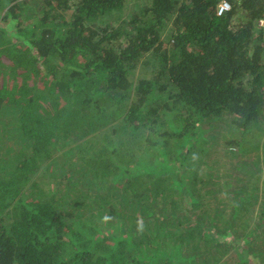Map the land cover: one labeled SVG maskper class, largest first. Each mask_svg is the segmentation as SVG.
<instances>
[{"label":"trees","instance_id":"obj_1","mask_svg":"<svg viewBox=\"0 0 264 264\" xmlns=\"http://www.w3.org/2000/svg\"><path fill=\"white\" fill-rule=\"evenodd\" d=\"M126 1L0 0V264H264V0Z\"/></svg>","mask_w":264,"mask_h":264},{"label":"rangeland","instance_id":"obj_2","mask_svg":"<svg viewBox=\"0 0 264 264\" xmlns=\"http://www.w3.org/2000/svg\"><path fill=\"white\" fill-rule=\"evenodd\" d=\"M148 0H127L125 2V5L124 7L120 10V11H115L113 12V14L110 16L109 20H110V23L112 24V26H118L120 25L119 21L124 19V18H128L133 12L137 11L140 7L143 6V4H145ZM3 13L0 14V25L4 26L6 25L8 28H12V23L11 21H7V20H4L3 19ZM117 18V19H116ZM11 31V29H10ZM6 37H12V33L10 32L9 33V36L6 35ZM146 71V70H145ZM215 130V129H213ZM218 130H217V134H218ZM215 135V133H214ZM217 144H218V141H217ZM219 146H217V149H218ZM219 153H222V154H219ZM212 154L214 155L215 154V151L212 152ZM253 160V162H255L256 166H253L252 168L248 167L250 165V160ZM249 158L247 160V162L245 163L246 165L243 166L244 168L248 167L250 169H248V171H251L253 169H257V165L259 164V166L263 169L264 171V150L263 148H259L258 150H252L250 151V155H249ZM226 159H228V157L226 156V153L224 151H217V165L218 164H222V168L217 170V174H220V172H224L225 170H227V168H224L225 166V161ZM217 165H216V169H217ZM258 170V169H257ZM41 179H44V178H41ZM212 179V178H211ZM223 183H227V182H224V180L221 178V179H217V187H219V191L217 192V206H221V208H218L217 209V212H223L226 208H224V203L225 202H222L224 201V196H225V190H226V186L222 187V184ZM214 184V185H216ZM221 189V190H220ZM216 199H213L212 201H214ZM102 208H96V210H101ZM256 212V210H255ZM113 220V219H111ZM104 225H108V222L104 223ZM226 238H231V236H228ZM257 261V258H255Z\"/></svg>","mask_w":264,"mask_h":264},{"label":"built area","instance_id":"obj_3","mask_svg":"<svg viewBox=\"0 0 264 264\" xmlns=\"http://www.w3.org/2000/svg\"><path fill=\"white\" fill-rule=\"evenodd\" d=\"M232 1L235 0H220V4L218 7V14H222L225 11L230 10L232 7ZM236 1H240V0H236ZM260 25L264 29V18L260 20Z\"/></svg>","mask_w":264,"mask_h":264}]
</instances>
